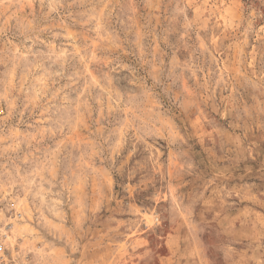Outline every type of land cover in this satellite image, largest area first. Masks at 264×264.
Instances as JSON below:
<instances>
[{
    "label": "rangeland",
    "instance_id": "obj_1",
    "mask_svg": "<svg viewBox=\"0 0 264 264\" xmlns=\"http://www.w3.org/2000/svg\"><path fill=\"white\" fill-rule=\"evenodd\" d=\"M0 255L264 264V0H0Z\"/></svg>",
    "mask_w": 264,
    "mask_h": 264
},
{
    "label": "built area",
    "instance_id": "obj_2",
    "mask_svg": "<svg viewBox=\"0 0 264 264\" xmlns=\"http://www.w3.org/2000/svg\"><path fill=\"white\" fill-rule=\"evenodd\" d=\"M0 264H13L5 255H0Z\"/></svg>",
    "mask_w": 264,
    "mask_h": 264
}]
</instances>
